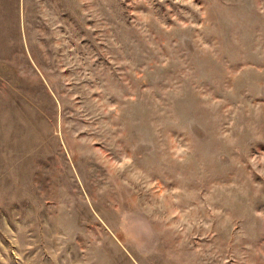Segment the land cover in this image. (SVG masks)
Listing matches in <instances>:
<instances>
[{
    "label": "rangeland",
    "instance_id": "1",
    "mask_svg": "<svg viewBox=\"0 0 264 264\" xmlns=\"http://www.w3.org/2000/svg\"><path fill=\"white\" fill-rule=\"evenodd\" d=\"M0 264H264V0H0Z\"/></svg>",
    "mask_w": 264,
    "mask_h": 264
}]
</instances>
